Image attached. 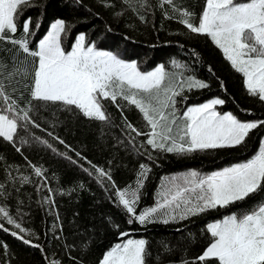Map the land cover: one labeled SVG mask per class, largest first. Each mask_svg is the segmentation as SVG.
Returning <instances> with one entry per match:
<instances>
[{
    "label": "trees",
    "instance_id": "obj_1",
    "mask_svg": "<svg viewBox=\"0 0 264 264\" xmlns=\"http://www.w3.org/2000/svg\"><path fill=\"white\" fill-rule=\"evenodd\" d=\"M205 2L28 0L18 7L14 38H23V22L31 18L30 50L36 51L37 40L54 21L63 20L66 48L82 33L86 44L94 42L96 48L134 60L142 71L161 64L166 72L175 74V80L192 76L207 87L189 90L185 83L176 96L180 109L218 97L224 101L217 105L218 111L257 122L258 127L233 147L185 153L153 149L147 144L151 129L143 114L120 97L115 103L101 100L104 121L85 117L63 102L34 100L25 87L30 86L31 77L15 70L30 72L38 65V57L0 40V64L6 66L0 75L4 90L16 100L15 111L20 115L28 111L30 121L38 125L21 121L26 126L18 127L14 142L0 138V183L7 189L0 204L27 230L20 232L0 219V264H99L107 251L129 237L146 241L145 264H207L196 260L213 239L207 225L264 203L262 187L225 208L167 224L157 220L144 225L138 221L129 224L130 214L118 203L117 189L134 190L139 180L138 215L155 206L162 184L174 175L189 170L208 174L248 159L264 136V125L259 124L264 121V101L248 92L243 74L232 67L210 37L192 33L181 23L184 13H191L198 24ZM173 61L182 67L177 68ZM0 107H6L2 99ZM129 123L145 135H137ZM142 164L146 174L141 177ZM34 167L41 169V176L35 175ZM97 168L106 175L99 176ZM25 176L29 182L22 183L20 178ZM12 231L31 243L25 244Z\"/></svg>",
    "mask_w": 264,
    "mask_h": 264
},
{
    "label": "snow or ice",
    "instance_id": "obj_2",
    "mask_svg": "<svg viewBox=\"0 0 264 264\" xmlns=\"http://www.w3.org/2000/svg\"><path fill=\"white\" fill-rule=\"evenodd\" d=\"M27 2L0 0V40H7L18 45L23 53L38 57V65L30 72L26 68L15 70L22 76L31 77L30 86L25 84V87L34 100L63 102L66 106H75L85 117L104 121L106 116L101 100L110 99L115 103L120 97L134 105L150 126L151 132L146 134L147 144L170 153L237 146L258 127L257 122H242L232 113L216 111L215 106L224 103L217 98L187 107L180 117L183 126L179 128L177 142L173 136L178 123L175 97L181 95L185 83L189 90L207 87L205 83L192 76L176 81L175 74L166 72L163 65L154 71L141 72L135 62H125L116 54L98 50L94 42L86 45L84 34H79L70 50L66 51L61 45L66 25L59 19L39 40L38 50L32 51L28 40L34 35L30 31L31 18L23 22V38H14L17 32L15 14L18 7ZM162 3L172 4L174 0H162ZM191 16V13H184L181 23L192 33L210 37L232 67L243 74L248 92L264 101V0H206L198 24L192 21ZM39 27L37 24V29ZM172 63L177 68L182 67L175 61ZM4 68L6 66L0 64V75ZM4 87L0 80V99L6 105L0 107V138L14 142L18 127L26 126L20 124L21 121L38 125L30 121L28 111L25 110L23 115L15 111L16 100L5 92ZM259 124L264 125V121ZM128 127L137 135H145L130 123ZM140 168L142 177L146 174V166L142 164ZM34 171L35 175H42L39 167H34ZM96 171L101 177L106 175L99 168ZM20 180L29 182L26 176ZM139 186L142 184L138 180L136 189L116 191L118 203L130 214L129 224L138 221L144 225L157 220L167 224L170 220H183L207 210L225 208L264 187V142L246 162L210 174L192 170L171 177L162 184L155 206L137 215L135 205L139 199ZM6 194L7 189L0 183V199ZM0 219L20 232L27 231L3 204H0ZM2 227L0 225V229ZM207 232L213 239L196 260L207 264H264V203L251 211L234 212L209 223ZM11 234L18 236L16 231ZM126 235L121 233V236ZM18 238L25 244L31 243L22 236ZM145 250L144 239H127L124 243L115 244L104 255L101 264H145Z\"/></svg>",
    "mask_w": 264,
    "mask_h": 264
},
{
    "label": "rangeland",
    "instance_id": "obj_3",
    "mask_svg": "<svg viewBox=\"0 0 264 264\" xmlns=\"http://www.w3.org/2000/svg\"><path fill=\"white\" fill-rule=\"evenodd\" d=\"M236 2H244V1L236 0ZM54 22H55V21H54ZM54 22H53V23H54ZM50 26H51V25H50ZM49 30H50V27H49V29L46 31V33H47ZM46 33H45L44 35H46ZM80 34H82V33H80ZM44 35H43V36H44ZM78 35H79V34H78ZM78 35H77V36H78ZM43 36H42L40 39H42ZM77 36H76V37H77ZM40 39H39V40H40ZM75 39H76V38H75ZM39 40H37V45H38ZM74 42H75V40H74ZM74 42H73V43H74ZM37 45H36V48H37ZM61 45H62L63 48H65L66 51H67V50H70V48H71V46H70V48H66V46H65L64 43H63L62 36H61ZM86 45H87V44H86ZM97 49H98V50L109 51V50H106V49H100V48H97ZM36 50H38V48H37ZM109 52H111V51H109ZM111 53H113V52H111ZM113 54H115V53H113ZM118 57H119V56H118ZM119 58H121V59L124 60L125 62H135L134 60H127V59H124V58H122V57H119ZM135 63H136V62H135ZM136 64H137V68H138V63H136ZM158 66H161V64H158V65H157L156 67H154L153 69H150V70H147V71H142L140 68H138V70L141 71V72H149V71H154ZM168 73H169V74H172V73H170V72H168ZM244 79H245V78H244ZM176 81H179V79L177 78ZM176 90L179 91V88H177ZM217 98H218V97H213V98H210V99H208V100H205V101H203V102H201V103H197V104H188V105H187L186 107H184L183 109H180V105H178V100H176L175 110H176V115H177L178 123H177V126L173 129V136L177 139V142H179V136H178L179 128H181V127L183 126V120L180 119V117H182V114H183L184 111H186L187 107H190V106H196V105H201V104L206 103V102H208V101H210V100H212V99H217ZM175 99H176V97H175ZM218 99H219V98H218ZM215 110L218 111L217 106H215ZM218 112H220V111H218ZM220 113L223 114V113H230V112H220ZM240 121H242V122H253V121H243V120H240ZM149 127H150V126H149ZM150 129H151V128H150ZM150 132H151V130H150ZM262 142H264V136L262 137L261 142H260V144H259V146H258L256 152H255L252 156H250L248 159L241 160V161H237V162H233V163H231V164H229V165H227V166H224V167H222V168L216 169V170H214V171H212V172L222 170V169L225 168V167H230V166L235 165V164H238V163L246 162L247 160L251 159V158H252V157L258 152V149L260 148ZM189 171H192V170H189ZM189 171H184V172L179 173V174H176V175H174V176H180V175L185 174V173H187V172H189ZM212 172H210V173H212ZM210 173H208V174H210ZM127 239L138 240V239H142V238L129 237V238H127ZM127 239H126L125 241L120 242V243H124V242H126ZM102 260H103V258H102ZM102 260H101V261H102ZM101 261H100L99 264H101Z\"/></svg>",
    "mask_w": 264,
    "mask_h": 264
},
{
    "label": "crops",
    "instance_id": "obj_4",
    "mask_svg": "<svg viewBox=\"0 0 264 264\" xmlns=\"http://www.w3.org/2000/svg\"><path fill=\"white\" fill-rule=\"evenodd\" d=\"M125 240H126V239H125ZM125 240H124V241H125ZM107 252H108V251H107ZM107 252H106V253H107Z\"/></svg>",
    "mask_w": 264,
    "mask_h": 264
}]
</instances>
